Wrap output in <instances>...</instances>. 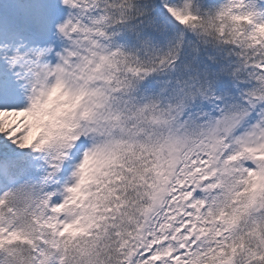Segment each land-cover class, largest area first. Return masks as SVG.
Listing matches in <instances>:
<instances>
[{"label": "snow or ice", "instance_id": "obj_1", "mask_svg": "<svg viewBox=\"0 0 264 264\" xmlns=\"http://www.w3.org/2000/svg\"><path fill=\"white\" fill-rule=\"evenodd\" d=\"M0 264H264V0H0Z\"/></svg>", "mask_w": 264, "mask_h": 264}]
</instances>
